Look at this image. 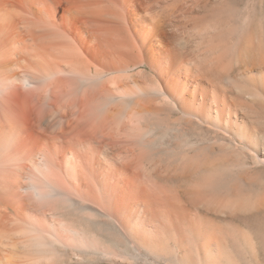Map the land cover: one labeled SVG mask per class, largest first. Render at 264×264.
<instances>
[{
  "label": "bare ground",
  "instance_id": "1",
  "mask_svg": "<svg viewBox=\"0 0 264 264\" xmlns=\"http://www.w3.org/2000/svg\"><path fill=\"white\" fill-rule=\"evenodd\" d=\"M182 1L0 0V264L264 263L257 40Z\"/></svg>",
  "mask_w": 264,
  "mask_h": 264
},
{
  "label": "rangeland",
  "instance_id": "2",
  "mask_svg": "<svg viewBox=\"0 0 264 264\" xmlns=\"http://www.w3.org/2000/svg\"><path fill=\"white\" fill-rule=\"evenodd\" d=\"M181 1V0H180ZM187 1V0H185ZM190 11L193 13V19L190 20L192 22L195 18L198 21L206 15L208 22H216L218 19H223L229 23V27H226V30L229 34V31L233 27L239 26L240 30L245 31L247 28L245 25H249L247 22L244 21L248 17V21L251 24V28L253 31L254 37H256L255 45L248 44L247 52L255 53L254 56L252 54L246 53L248 58L243 60L239 65L232 66V75H240L237 77L240 78L242 82L245 80L246 71L253 70L254 77L258 76V70L264 69V0H190ZM186 2L184 0L180 3L181 7L182 4L185 5L184 7L187 8ZM179 4V3H178ZM198 6V7H197ZM200 6V7H199ZM193 9V10H192ZM196 14V15H195ZM248 15V16H247ZM196 16V17H195ZM247 16V17H246ZM198 17V18H197ZM231 22V23H230ZM245 24V25H243ZM232 26V27H231ZM241 26V27H240ZM230 29V30H229ZM253 46L256 48H253ZM253 49H250V48ZM251 50V51H250ZM256 50V51H255ZM258 55H257V54ZM252 56V57H251ZM249 59V60H248ZM247 63V64H246ZM250 67V68H249ZM242 70L243 73H242ZM238 71V72H237ZM256 78V77H255ZM241 82V83H242ZM244 83V82H243ZM258 100V101H256ZM257 102V103H256ZM255 104L252 106V110H256L253 115L255 114V119L259 122L258 124L261 128H264V99H260V97L255 99ZM255 173H258V168L255 170ZM260 174L264 176V170L260 169ZM255 193L258 194V190L255 189ZM259 213V214H258ZM236 221L240 223L243 229H247L255 239V250H258L259 257L262 262H264V211H258V208L250 209L247 211H241L237 214ZM245 245V244H244ZM242 240L240 242V256H242L243 260L244 257H248L249 261L251 260L252 256L248 252L246 245L243 247ZM242 249V250H241ZM247 249V250H246ZM242 253V254H241ZM257 253V252H256ZM257 261H258V254H256ZM245 261V260H244ZM264 264V263H263Z\"/></svg>",
  "mask_w": 264,
  "mask_h": 264
}]
</instances>
